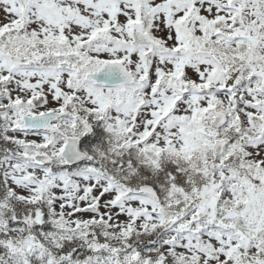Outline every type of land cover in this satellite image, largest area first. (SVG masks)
Returning <instances> with one entry per match:
<instances>
[{"label":"snow or ice","instance_id":"6c2138e0","mask_svg":"<svg viewBox=\"0 0 264 264\" xmlns=\"http://www.w3.org/2000/svg\"><path fill=\"white\" fill-rule=\"evenodd\" d=\"M0 264H264V0H0Z\"/></svg>","mask_w":264,"mask_h":264}]
</instances>
